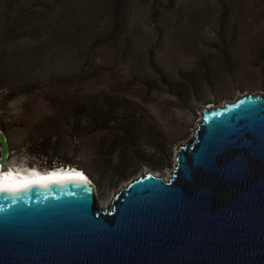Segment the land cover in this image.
I'll list each match as a JSON object with an SVG mask.
<instances>
[{"label": "rangeland", "instance_id": "374dc122", "mask_svg": "<svg viewBox=\"0 0 264 264\" xmlns=\"http://www.w3.org/2000/svg\"><path fill=\"white\" fill-rule=\"evenodd\" d=\"M249 91L264 0H0L3 167L80 163L103 208L141 173L168 179L202 109Z\"/></svg>", "mask_w": 264, "mask_h": 264}, {"label": "water", "instance_id": "95a60500", "mask_svg": "<svg viewBox=\"0 0 264 264\" xmlns=\"http://www.w3.org/2000/svg\"><path fill=\"white\" fill-rule=\"evenodd\" d=\"M0 145L4 164L1 129ZM0 264H264V94L204 107L171 176L141 173L105 208L79 177L1 188Z\"/></svg>", "mask_w": 264, "mask_h": 264}, {"label": "bare ground", "instance_id": "6f19581e", "mask_svg": "<svg viewBox=\"0 0 264 264\" xmlns=\"http://www.w3.org/2000/svg\"><path fill=\"white\" fill-rule=\"evenodd\" d=\"M3 164L0 162V167ZM82 169L69 166L68 168L56 167L52 168V173L49 174L50 170H40L36 167L24 168H12L9 173L0 174V189L12 187L15 185L27 184L38 180H48L49 178H62V177H79L90 181V178L83 175Z\"/></svg>", "mask_w": 264, "mask_h": 264}, {"label": "trees", "instance_id": "16d2710c", "mask_svg": "<svg viewBox=\"0 0 264 264\" xmlns=\"http://www.w3.org/2000/svg\"><path fill=\"white\" fill-rule=\"evenodd\" d=\"M7 45L4 44V47H6ZM1 146V145H0ZM3 150L0 147V157L2 156ZM40 157H44L47 160H45L46 164L45 166L42 167V170H46V169H52V168H56V167H67V166H72V167H76L82 170H85L88 172V170L80 163L77 162H72L71 160L67 159V158H58L57 160H55V155H50L48 152H41L39 153ZM84 171V172H85Z\"/></svg>", "mask_w": 264, "mask_h": 264}, {"label": "clouds", "instance_id": "9594fccd", "mask_svg": "<svg viewBox=\"0 0 264 264\" xmlns=\"http://www.w3.org/2000/svg\"><path fill=\"white\" fill-rule=\"evenodd\" d=\"M69 167V166H68ZM63 168V167H62ZM81 171H83L84 172V170H81ZM52 173V171L50 170V172H49V174H51ZM85 173V172H84ZM86 174V176L88 177V175H87V173H85Z\"/></svg>", "mask_w": 264, "mask_h": 264}]
</instances>
